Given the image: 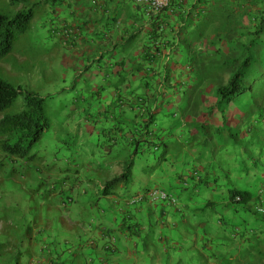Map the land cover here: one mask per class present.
<instances>
[{"label": "clouds", "instance_id": "clouds-1", "mask_svg": "<svg viewBox=\"0 0 264 264\" xmlns=\"http://www.w3.org/2000/svg\"><path fill=\"white\" fill-rule=\"evenodd\" d=\"M141 2L0 0V264H264V0Z\"/></svg>", "mask_w": 264, "mask_h": 264}, {"label": "trees", "instance_id": "trees-1", "mask_svg": "<svg viewBox=\"0 0 264 264\" xmlns=\"http://www.w3.org/2000/svg\"><path fill=\"white\" fill-rule=\"evenodd\" d=\"M60 0H51V4L53 6L59 5ZM172 3H175V0H171ZM22 3V0H6V5L7 4H19ZM185 5H188V11L186 13H184V19L185 20H191L193 13H197V12H201L202 13V8H203V4H202V0H194L193 3H191L189 5V0H179V7L180 8H184ZM171 5L169 4L165 9L161 10L160 12H164L167 13L168 12V7H170ZM199 6V7H198ZM33 9L32 8H27L26 10H21L15 13L14 16H12L11 18L9 17L8 14H4V13H0V37H5L6 35H13L14 36V32H12V28L13 26L19 27V24L21 22H23V19H27L30 18L33 15ZM159 14V13H158ZM175 15L177 17V19H180L181 17V13L177 12V13H170V16ZM167 27V26H166ZM158 29H152L153 34H156V31ZM260 32V29L257 28L256 31H253L251 33H249V35L251 36V39L248 41V46L245 48V51L248 52V56L243 60V64H247L250 61L253 60L254 55L256 54L257 48L259 47V45L257 44V41L259 40V36L257 35V33ZM177 35H179V32L177 33ZM154 39L158 38L156 37V35L153 36ZM232 41L229 40V46H231ZM211 47H214V44L210 43L209 44ZM227 51V49H226ZM153 54L160 52V49L158 47L153 48L152 50ZM144 53H147V49ZM149 55L145 54L144 55V59L147 60L149 59ZM243 66V65H242ZM5 71L3 69H0V111L3 110L4 107H9L11 106L12 102L16 99L17 95L19 94V92L14 89L12 87V84L9 82V80L7 78L4 77L7 76L5 73ZM145 87H147V85H145ZM22 91V90H21ZM31 94L29 93V96ZM25 99H27V97H25ZM204 97H201V103L204 102ZM21 115H26L24 113H22ZM202 115H207L210 116L211 112L208 113H204ZM9 123V117L5 116L4 120L2 122H0V128H4L6 129ZM89 133V135L91 134L90 130H85ZM25 134H27L25 132ZM143 145L139 144L138 142H134L132 144V152L133 154L137 153L139 151V149L142 147Z\"/></svg>", "mask_w": 264, "mask_h": 264}, {"label": "crops", "instance_id": "crops-1", "mask_svg": "<svg viewBox=\"0 0 264 264\" xmlns=\"http://www.w3.org/2000/svg\"><path fill=\"white\" fill-rule=\"evenodd\" d=\"M58 2H59V7H54V8L52 9L51 13H50V16L52 17V19H56V16H57L58 14H60V13L64 10L65 7H73V8H74L73 13H69L70 16L74 15V14H75V9L78 8L79 13L81 14L82 19H81V23H80L79 29H75V30H74V34H75L76 31H79L80 29H83V30L86 32V31H88L89 28H92V27L95 26L94 24H88V23H84V22H83V14H84L85 11H86V6H87V3H88V0H84V6H83V7L80 6V4H81V0H75V4H74V5L67 4L66 0H60V1H58ZM109 3H111V0H109ZM133 10H134V11H139V10H140V6H134V9H133ZM103 11H104V10L102 9V12H103ZM162 13H164V12H162ZM166 14H167L168 16L170 15L169 12H167ZM118 17H119V12H118V11H117V12H114L113 16L110 17V18L108 19L107 23L105 24V30H107V28H108L110 25H111V26H114V25L117 23ZM158 18H159V14H157V19H158ZM162 24H164L163 21H161L160 24L153 23L149 29H146V30H144V31H146L147 34H148L149 36L153 37V36L156 35V34H153L152 29H155V28L158 29V30L156 31V33H158V32L160 31V26H161ZM164 26L166 27L167 25H164ZM138 35H139V31H138L136 34H133V35L129 36V37H128V40L125 41V44H130L131 42H134V41L136 40V37H137ZM80 38L83 39V38H84L83 35H81ZM146 49H147V48H146V46H145L144 49H141V52L144 53V52L146 51ZM100 60L103 61V57H100ZM62 62H63V60H62ZM165 71H167V68L165 69ZM85 130H89V129L87 128V126H85ZM94 252H95V249H93V253H94ZM93 253H92V254H93Z\"/></svg>", "mask_w": 264, "mask_h": 264}, {"label": "rangeland", "instance_id": "rangeland-1", "mask_svg": "<svg viewBox=\"0 0 264 264\" xmlns=\"http://www.w3.org/2000/svg\"><path fill=\"white\" fill-rule=\"evenodd\" d=\"M54 7H56V6H53L52 9ZM49 15H50V13H49ZM209 47L211 48L210 45H209ZM4 71H5L4 73L7 75V76L4 75V77L7 78L9 80V82H10L12 73L7 72L6 70H4ZM65 143H67V141ZM49 147H50L51 150H54L55 149V146L54 145H50ZM92 253H93V249L89 252V255H91ZM261 255H264V253H262Z\"/></svg>", "mask_w": 264, "mask_h": 264}, {"label": "built area", "instance_id": "built-area-1", "mask_svg": "<svg viewBox=\"0 0 264 264\" xmlns=\"http://www.w3.org/2000/svg\"><path fill=\"white\" fill-rule=\"evenodd\" d=\"M140 6H143V0H142V2H141V5H140ZM166 7H167V6H160V7H159V12H160L161 10L165 9ZM159 12H158V13H159ZM158 13H157V14H158Z\"/></svg>", "mask_w": 264, "mask_h": 264}]
</instances>
